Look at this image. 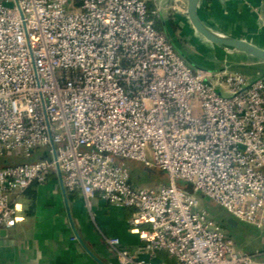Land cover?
<instances>
[{
	"label": "built area",
	"instance_id": "built-area-1",
	"mask_svg": "<svg viewBox=\"0 0 264 264\" xmlns=\"http://www.w3.org/2000/svg\"><path fill=\"white\" fill-rule=\"evenodd\" d=\"M32 153L0 169V236L13 197L55 176L133 212L147 260L107 238L118 264H264L198 198L264 230V79L191 67L147 0H0V158ZM126 160L169 183L138 187Z\"/></svg>",
	"mask_w": 264,
	"mask_h": 264
},
{
	"label": "crops",
	"instance_id": "crops-1",
	"mask_svg": "<svg viewBox=\"0 0 264 264\" xmlns=\"http://www.w3.org/2000/svg\"><path fill=\"white\" fill-rule=\"evenodd\" d=\"M189 2L147 0L156 13L159 30L187 63L198 70L229 69L245 75L250 81L264 79L263 61L216 46L195 30L188 13ZM197 14L200 22L212 32L247 41L264 50V0H200ZM124 162L130 168L131 160ZM7 164L8 161L3 163ZM146 169L150 174L162 171ZM13 203L16 225L0 236V264H118L107 238L120 239L123 248L147 260V256L140 253L139 235L129 224L133 216L131 210L112 206L99 197L87 203L81 191L65 190L58 177L52 176L44 184L32 185L14 196ZM236 222L233 227H238L239 223L246 227L242 234L246 239L241 244L242 251L236 250L260 253L264 261V230ZM226 232L237 246L233 237L236 234ZM172 263L164 252L159 253L154 262Z\"/></svg>",
	"mask_w": 264,
	"mask_h": 264
},
{
	"label": "rangeland",
	"instance_id": "rangeland-1",
	"mask_svg": "<svg viewBox=\"0 0 264 264\" xmlns=\"http://www.w3.org/2000/svg\"><path fill=\"white\" fill-rule=\"evenodd\" d=\"M129 164L131 168V170L129 168L131 180L133 184L137 185L138 187L156 188L159 185L169 183V178L166 172L154 171L152 174H150L149 171L144 166V164L140 162L131 161L129 162ZM178 183L179 186L181 187L187 185L184 182H178ZM198 198H199L200 208L206 210L209 213L211 219L221 224L224 227V229H226L229 233L234 232L236 234L233 235L235 242L237 244V246L235 247L237 250L242 251L241 244L245 243L246 240L242 234L244 233L246 227H244L242 223H239L238 227H233L228 223V220H230L231 218H230V214L225 209L215 204L210 199L206 197L204 198L202 195H199Z\"/></svg>",
	"mask_w": 264,
	"mask_h": 264
},
{
	"label": "water",
	"instance_id": "water-1",
	"mask_svg": "<svg viewBox=\"0 0 264 264\" xmlns=\"http://www.w3.org/2000/svg\"><path fill=\"white\" fill-rule=\"evenodd\" d=\"M200 0H190L189 2V17L195 30L204 37L210 43L227 49H232L241 53L251 55L264 62V50L244 40H237L229 38L212 32L207 29L199 20L197 10ZM47 156V153L44 154ZM205 198V196H203ZM231 225H236L237 222L234 218L228 220ZM5 234V230L1 232V235Z\"/></svg>",
	"mask_w": 264,
	"mask_h": 264
},
{
	"label": "trees",
	"instance_id": "trees-1",
	"mask_svg": "<svg viewBox=\"0 0 264 264\" xmlns=\"http://www.w3.org/2000/svg\"><path fill=\"white\" fill-rule=\"evenodd\" d=\"M148 9H149V18L154 21L155 27L159 30L157 26L156 13L153 7L148 4ZM37 155H38L37 153H32L30 157H22V156H14V155L2 157L0 158V169L5 168L7 166H11V165L18 166V165L37 162L40 159ZM5 161H8L7 165H3ZM183 188L188 191L191 190V186L189 184H187L186 186H183Z\"/></svg>",
	"mask_w": 264,
	"mask_h": 264
}]
</instances>
